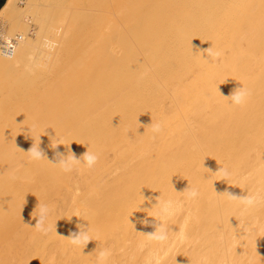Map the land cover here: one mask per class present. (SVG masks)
<instances>
[{"label":"bare ground","instance_id":"obj_1","mask_svg":"<svg viewBox=\"0 0 264 264\" xmlns=\"http://www.w3.org/2000/svg\"><path fill=\"white\" fill-rule=\"evenodd\" d=\"M242 87L244 104L225 97ZM106 249L105 264H264V0L1 8L0 264Z\"/></svg>","mask_w":264,"mask_h":264},{"label":"clouds","instance_id":"obj_2","mask_svg":"<svg viewBox=\"0 0 264 264\" xmlns=\"http://www.w3.org/2000/svg\"><path fill=\"white\" fill-rule=\"evenodd\" d=\"M204 51L207 52L208 56L211 57V59L213 61L220 59L221 53L217 52V53L213 54L212 47L205 49ZM249 95H250V93L247 90H245L244 87H242V88H239L233 95L225 96V97L227 99H230L232 101V103L235 105H242L246 102V99ZM153 130L156 132H159L160 126L159 125L153 126ZM27 152L35 160H40V159L45 158L43 156L42 152L37 150L35 144ZM83 159H84V161H86V164L89 167L93 166L97 161V157L94 154H91L89 151H87V153L84 155ZM73 160H74V163L79 162V161H75L74 157H73ZM62 167L64 168L65 171L71 170V168L68 167L67 165H62ZM191 195L195 196V195H197V193L195 191H192ZM239 198L247 206H252L257 202L256 197L246 196V197H239ZM169 207H170V202L168 205L165 206L164 212H167ZM44 209H45V206L40 207V214L38 216H40L41 219L37 222V224L35 225V228H37L40 231L45 232V234H46L47 229L44 228L46 218L43 216ZM149 237L152 240L161 241V242L167 240V236L164 234H157V233L156 234H149ZM67 239H69L73 245H76V246L84 245L85 247L87 246V244L90 241H92V239L88 235V233L87 234H81L78 237L77 236H71V237H68ZM110 255H111L110 250L106 249V250L101 251L99 253V256L97 257V264H105V261H107V259L109 258Z\"/></svg>","mask_w":264,"mask_h":264},{"label":"water","instance_id":"obj_3","mask_svg":"<svg viewBox=\"0 0 264 264\" xmlns=\"http://www.w3.org/2000/svg\"><path fill=\"white\" fill-rule=\"evenodd\" d=\"M7 0H0V10L4 6Z\"/></svg>","mask_w":264,"mask_h":264}]
</instances>
